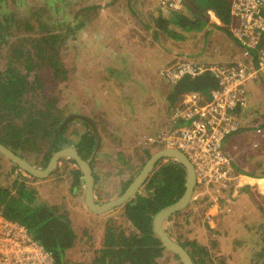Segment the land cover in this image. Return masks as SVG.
I'll return each instance as SVG.
<instances>
[{
	"label": "rangeland",
	"instance_id": "374dc122",
	"mask_svg": "<svg viewBox=\"0 0 264 264\" xmlns=\"http://www.w3.org/2000/svg\"><path fill=\"white\" fill-rule=\"evenodd\" d=\"M146 1L148 0L145 3ZM152 1L155 2V5L152 4L153 12L157 15L156 10L161 9H158L156 0ZM211 1L195 0L197 9L193 7L190 10L189 4L185 7L190 18L195 14L205 17L202 20L204 25L198 31L176 27L179 35L173 39L162 28L163 21L157 22L155 17V23L151 22V29L147 31L154 40L148 43L142 38L145 34L141 35L149 27L146 25L148 13L141 9V2L144 3V0H0V73L5 67V57L10 63L13 61L15 64H22L18 51L13 50L14 47L20 45L22 50L29 52L31 38H46L52 32L58 34L56 42L47 44L53 45L52 49H37L40 56L37 58V65L32 64V71L27 63L19 66L22 73L27 71L25 73L30 81L39 79L32 83L31 90L25 96L29 99L28 102L38 106H44L45 101L52 100V113L58 118L74 114L73 120H79L76 115H82L95 122L100 141L92 159V171L96 181L93 191L98 203L111 199L124 190L130 179H127V168H131L129 165L133 166L134 176L149 154L165 147L162 133L171 129L170 115L182 95L173 104H169L165 96L171 84L160 75V69L178 57L210 62L218 60L219 52L209 49V45L220 42V34H223V38L231 39L226 23L220 27L207 17V5L210 6ZM4 21L8 23L5 26ZM218 29L222 30L220 34ZM210 32H214L212 36L215 38L210 37ZM130 35L134 40L130 39ZM48 42L52 41L49 39ZM144 47L147 49L144 50ZM202 48L206 50L202 52ZM141 51L146 52L142 54ZM53 62L57 65H52ZM244 111L245 118L240 117V124L251 127L245 130L240 128L233 133L225 140V146H234L230 149L235 152L236 170L237 166L241 167V163L237 161L235 147L238 148L240 156L244 153L243 146L245 152L254 151L259 157L249 153L246 156L247 164L254 166L250 168L254 174H262L264 150L253 146V141L258 138L254 126L264 119L263 82L249 86L247 107ZM12 114L13 111L9 113L10 117H13ZM13 119L17 123L21 120L16 114ZM1 124L2 121L0 126ZM71 128L72 126H68V131ZM84 130L85 127L80 126L77 132L82 134ZM49 137L39 136L34 138L33 143L30 139L35 149L19 146V151L38 166L44 160V153L50 150ZM93 144L94 141L92 146ZM51 150L55 151L52 148ZM255 155L259 159L253 160ZM0 164L4 170L9 169L10 162L1 154ZM243 165L249 167L244 161ZM70 168H75L73 162L62 158L55 171L44 179L33 180L19 168L14 171L30 178V184L39 195L51 203L65 201L76 231L74 243L65 251V264H92L94 256L102 246V234L106 227L102 223H106L107 218H111L110 223L115 226L122 225L127 230L131 227L125 221L121 208L99 215L89 212L82 196L77 194L82 199L78 200L76 192L72 190L74 173L69 172ZM117 170H120L119 173L127 172L126 175L121 174L124 180L121 185L118 184ZM78 176L82 190L77 193L83 194V176L79 172L76 177ZM10 180L7 178L3 182L10 185ZM243 187L247 188L240 185L232 194L231 189L223 190L221 196L207 194L208 199L204 196L199 202H195L199 197H194L183 210L174 213L171 220L163 224L164 229L187 249L192 240L206 246L207 252H211L213 257L215 254L213 264H264V254H257L264 245V235H261L259 243L253 242L254 235L247 228L253 229L252 225L258 220L253 222V216L246 211V207V213L239 214L237 203H232L229 206L231 218L228 214H222V218H216L211 223L205 220V207L210 206V198L211 202L216 198L218 205L220 198L224 204L225 198L227 202H233V196H239L238 193L244 196L240 190ZM251 187L256 189H249V193L245 190V196L255 197L247 199L244 205L252 202V215L258 213L264 218V180ZM196 188L195 186L194 190ZM143 191L145 190L140 189L143 195H147ZM228 194L229 196H225ZM210 224L213 225L209 226ZM97 225L99 226L96 229ZM248 234H251L250 237ZM240 245L243 248L238 250ZM165 252V255L157 257L158 264H181L178 257L166 249Z\"/></svg>",
	"mask_w": 264,
	"mask_h": 264
},
{
	"label": "trees",
	"instance_id": "16d2710c",
	"mask_svg": "<svg viewBox=\"0 0 264 264\" xmlns=\"http://www.w3.org/2000/svg\"><path fill=\"white\" fill-rule=\"evenodd\" d=\"M191 1L195 3V0ZM229 2L230 0H212L211 5H207V8L214 10L224 24L229 21ZM185 9L184 7L180 11L159 10L156 20L157 22L163 21L161 26L170 38L176 39L178 37L179 34L176 27L181 26L182 28L197 31L203 27L204 23L202 20L204 19L197 14L190 18V15L186 12L188 10ZM170 23L171 25L169 26ZM57 38L58 34L52 32L46 38H43V41L48 42L50 39L51 43H53L56 42ZM52 47L53 45H51V49ZM13 50L21 52L22 48L18 45ZM52 65L56 66L57 63L53 62ZM19 68L18 64L10 63L6 66L5 71L1 73L0 121H2V124L0 126V143L26 158L19 151V146L21 148L30 147L35 149L32 144L34 138L50 136V150L44 153V160L38 165L40 167L45 166L47 163L53 152L51 148L57 150L62 146L74 145L78 149L80 148L85 158L88 157L94 141V134L91 131L89 132L87 119L83 118L82 115H76V118H79L82 122L73 120L72 117H75V115L69 114L67 116H70V118L57 134L58 125L67 116L58 118L52 113V100L45 101L44 106L28 102L29 99L26 98L25 93L30 91L32 83L37 82L39 79L34 78L30 81L27 74L25 72L22 73ZM213 83L214 79L208 71L195 78L185 76L176 82L170 83L171 85L165 99L171 105L180 94L190 90L207 92ZM1 110L3 111L1 112ZM11 111H13V117L9 115ZM15 114L21 118L19 123L13 119ZM69 122L70 124L74 122V128L75 126H78V128L82 126L85 127V130L82 134L66 131ZM247 127L250 128L251 125H246L243 128ZM73 135H78V137L75 138ZM257 158L256 155L252 157L253 160ZM66 159L74 161L72 158ZM6 160L10 162L8 170H4V167L0 164V210L6 217L25 224L34 236L53 253L54 264H65V251L76 239V231L71 222L69 209L65 207V201L55 204L40 196L36 188L30 184V178H26L14 171L15 168H18L17 165L7 158ZM166 160L158 161L152 173L144 180L142 190H145L143 192L148 194L143 195L140 191L136 192L132 198L124 203L123 217L131 228L127 230L122 225L108 224L103 234L102 246L94 256L92 264H125L126 262L129 264H158L157 257L162 255L165 248L152 229L153 217L160 209L179 199L185 189L186 181L184 166L175 160ZM33 164L35 165V162ZM263 164L262 166L264 167ZM253 167L249 166L248 169ZM237 169L241 171L243 168L237 166ZM75 171L78 172V169L70 168L69 170L71 173ZM244 172L254 174L251 170H245ZM257 175L263 176L264 173ZM135 176L136 174L131 179ZM30 177L33 180L45 178L31 175ZM7 178L11 179L10 185L3 182ZM72 186L75 187L72 190L76 192L80 190L81 184L73 178ZM240 190L243 192L244 188H240ZM205 198L208 199V196H205ZM261 234L264 235V232L253 233L259 241L262 239L260 237ZM189 246V249H186L194 264H213V260L216 259L215 254L213 257L211 252H207L206 246L197 244L193 240L189 242ZM257 254H264V245H262V249ZM262 258L264 259V255ZM222 260L220 259V261Z\"/></svg>",
	"mask_w": 264,
	"mask_h": 264
},
{
	"label": "built area",
	"instance_id": "2783aa9c",
	"mask_svg": "<svg viewBox=\"0 0 264 264\" xmlns=\"http://www.w3.org/2000/svg\"><path fill=\"white\" fill-rule=\"evenodd\" d=\"M157 2L164 10L180 11L185 0ZM228 15L226 28L237 46L231 62L178 57L159 71L170 83L207 71L214 79L206 94L198 90L181 94L170 115L171 129L162 133L164 146L181 150L190 160L196 196H221L229 189L232 194L248 183L247 175L236 170L235 152L226 148L225 140L241 128L250 83H264V0H230ZM254 131L258 138L253 146L264 148V122ZM214 202L206 209L208 223L214 220ZM0 264H54V256L25 224L0 210Z\"/></svg>",
	"mask_w": 264,
	"mask_h": 264
},
{
	"label": "water",
	"instance_id": "95a60500",
	"mask_svg": "<svg viewBox=\"0 0 264 264\" xmlns=\"http://www.w3.org/2000/svg\"><path fill=\"white\" fill-rule=\"evenodd\" d=\"M69 118L70 116H67L62 120V122L59 124L57 134L61 131L64 124L67 123ZM73 137L77 138L78 135H73ZM99 141V135L94 129V144L88 157H82L78 153L77 148L73 145L62 146L51 153V156L43 167L34 165L28 159L14 152L11 148L2 143H0V154L9 159L13 164L17 165L19 169H22L31 176L38 178L49 176L55 170L62 158H72L79 166L83 175L84 202L87 207L94 212H105L124 204L136 194L158 161L162 159L175 160L184 166L186 170L185 189L179 199L163 207L154 215L152 220V229L158 236L164 248L176 255L179 258L181 264H194V261L187 249L177 239L171 237L163 226L166 221L171 220V216L174 213L183 210L192 199V194L196 186V175L188 157L181 150L176 148L168 146L159 148L158 150L149 154V157L143 163L142 168L121 194L101 203H97L95 202L93 195V173L90 168V160L99 146Z\"/></svg>",
	"mask_w": 264,
	"mask_h": 264
},
{
	"label": "crops",
	"instance_id": "0c3cea01",
	"mask_svg": "<svg viewBox=\"0 0 264 264\" xmlns=\"http://www.w3.org/2000/svg\"><path fill=\"white\" fill-rule=\"evenodd\" d=\"M142 3V7H141V9L142 10H145V12H147L148 13V16L146 17V21L148 22L146 25L147 26H149V27H146L148 30H145L146 32L145 33H142L141 35H143V34H145V37H143L142 36V38L143 39H145L144 40V42H148V43H151L154 39H153V37L152 36H150L148 33H147V31H150V29H151V22H153L154 21V23H155V17L157 16L156 15V13L155 12H153V9H152V4L153 5H155V2L154 1H152V0H148V1H146V3H145V0H144V3L143 2H141ZM156 4H157V6H159L158 7V9H161V11H164V9L162 8V7H160V5H159V3L157 2V0H156ZM187 4H189V6H190V10H192L193 9V7H194V9L196 8L197 9V7H196V4L195 3H192V1H189V0H185V2H184V7H186V5ZM155 9H157L156 8V6L154 7ZM156 12H159V10H156ZM206 15H207V17H209L210 19H212L213 21H214V23H217V24H219V26L220 27H223L222 25H223V22H222V20L220 19V17L216 14V12L214 11V10H212V9H210V8H208L207 9V11H206ZM201 17V16H200ZM203 18L205 19V17L203 16ZM138 20V19H137ZM138 22H139V20H138ZM145 23V22H144ZM153 23V24H154ZM217 32H219V34L222 32V30L221 29H218L217 30ZM211 34H210V37L211 38H213V33L214 32H210ZM221 35V41L220 42H215V43H213V44H210L209 46H210V48L209 49H213L214 51H217V52H219V54H220V59L219 60H215V61H212L213 63H216V62H219V61H223V62H231L232 61V55L234 54V52H235V50H236V48H237V46H235L236 45V42L234 41V39H233V37L231 36V39L230 40H228V39H226V38H223L222 36H223V34H220ZM132 35H130V39L131 40H134V39H132ZM129 39V40H130ZM142 39V40H143ZM128 41V40H127ZM234 42H235V44H234ZM227 43V44H226ZM144 50H146L147 48L146 47H144L143 48ZM206 49L204 48L203 49V51L202 52H204ZM142 52V54L143 53H145L146 51H141ZM228 57V58H227ZM201 61H205V62H210V61H208V60H201ZM253 83H250V85L249 86H251ZM249 86H248V88H247V92H248V89H249ZM198 91H200V90H198ZM202 92V91H201ZM208 92V91H207ZM206 91L205 92H203V93H207ZM248 101V100H247ZM247 107V106H246ZM245 110V109H244ZM243 110V112H242V117H244L245 118V111ZM261 116V115H260ZM262 117H264V116H262ZM260 121H264V119L263 120H260ZM244 125H246V124H244ZM241 127V129L242 130H245L246 128H243V126L241 125L240 126ZM234 146H232V147H230V148H233ZM243 149H244V153H243V155L242 156H240L239 154H238V148L237 147H235V150H236V153H237V155H236V157H237V161H239L241 164H239L244 170L242 171L241 170V172H243V173H245L246 175H247V179H248V183H245V184H243V185H245L247 188H245L244 190H243V192H242V194L244 195V196H242L241 195V193H238L237 195H239V196H233L234 197V200H233V202H227L226 201V198H225V204H224V201H223V199L222 198H220V200H219V204L220 205H218L216 202H214L213 204H214V206L211 208V211L212 212H214V219H216V218H219V217H221L222 218V216L223 215H227L228 214V216H230L229 215V211H230V209H229V206H231V204L232 203H237V209H238V211L240 212L239 214H242V213H246V211L251 215V216H253V222H255V220H258L257 222H255L256 224L254 225H252V227H254L253 229H249V228H247V231H251L252 233H254V232H260V233H263L264 232V218L261 216V215H259L258 213H257V215L255 214V215H252L253 214V204H252V202H250V203H248V204H246V206L244 205V202L247 200V199H249L250 197H255V196H245L246 195V193H244V191L246 190V192L247 193H249L250 192V190L249 189H253L251 186L253 185V184H255V183H260V182H262V180H264V175L263 176H260V175H257V174H248V173H246V172H244L246 169H248V168H246L244 165H243V161H244V163H246V166H249L248 164H247V158H246V156H247V154H249V153H254V151L253 152H245L246 151V149H245V146H243ZM260 150L261 151H263L264 150V148H260ZM256 154V153H255ZM257 155V154H256ZM258 156V155H257ZM259 157V156H258ZM259 159V158H258ZM250 170V169H249ZM252 171V170H251ZM261 179V180H260ZM249 185V186H248ZM244 188V187H243ZM256 189V188H255ZM255 189H253V190H255ZM196 191H197V188L195 189ZM195 190H194V195L192 196V199H194V197L196 198V197H199V199H197V200H195V202H199V201H201L203 198H204V194L202 195V196H196L195 195ZM255 192V191H254ZM232 197V198H233ZM248 197V198H247ZM211 199L212 198H210L209 199V203H210V205L212 204V202H211ZM222 203V204H221ZM208 205V204H207ZM227 205V206H226ZM223 206V207H222ZM207 207H209V206H206L205 207V209H207ZM245 207H246V211H245ZM73 210V209H72ZM75 210V209H74ZM227 211V212H226ZM223 214V215H222ZM229 218H231V216L229 217ZM213 222V221H212ZM213 224H210L209 226H212ZM247 227V226H246ZM168 232V231H167ZM168 234L171 236V234H170V232H168ZM250 235L251 234H248V236L250 237ZM262 235V234H261ZM261 235H260V237H261ZM172 237V236H171ZM173 238H175V237H173ZM259 240H257L256 238H255V236H253V242H255V243H259L258 242ZM215 245V244H214ZM184 246V245H183ZM241 246V245H240ZM240 246H234V248H239ZM218 247V246H217ZM185 248H187V247H185ZM241 248H243V246H241L238 250H241ZM217 250L219 251V248H217ZM165 250L162 252V254L163 255H165ZM174 255V254H173ZM162 257V256H161ZM157 262H159V260H157ZM125 264H129V263H125Z\"/></svg>",
	"mask_w": 264,
	"mask_h": 264
},
{
	"label": "flooded vegetation",
	"instance_id": "af4514ba",
	"mask_svg": "<svg viewBox=\"0 0 264 264\" xmlns=\"http://www.w3.org/2000/svg\"><path fill=\"white\" fill-rule=\"evenodd\" d=\"M7 20H8V18H7ZM4 24H5V21H4ZM6 24H8V23H6ZM5 24V25H6ZM2 26H3V24H1ZM43 38L44 37H42V38H31V40L29 41V52H27V51H25V49H23L21 52L19 51L18 52V55L20 56L19 57V59H21V61H22V64H18L19 66H25L26 65V63L28 64V66H29V68L31 69L30 71H32V69H34V68H31V67H33V65L32 64H35V65H37V58L40 56L39 54H37V49L39 50V51H42V49H44L45 50V48L47 47L48 49L51 47V45L50 46H48L49 44H51V42H44L43 41ZM48 44V45H47ZM22 53V55H20ZM14 61H16V60H14ZM17 61H18V59H17ZM12 63L11 64H15L13 61H11ZM4 69L1 71V73L2 72H4L5 71V69H6V66H8L9 64H10V60L8 59V58H4ZM30 64H31V66H30ZM25 72H27L26 70H25ZM1 73H0V78H1ZM83 118H86L87 120V124H88V126H89V130L92 132V134H94V128L95 129H97L96 128V125H95V122L92 120V119H89L88 117H86V116H83ZM69 126H72V128L69 130V132H77L78 130H79V128H78V126H75V128L73 127V125H72V123L70 124V122H69V124H68ZM91 128V129H90ZM66 131H68V126L66 127ZM94 138V137H93ZM67 146H69V145H67ZM74 146V145H73ZM77 148V147H76ZM91 149H92V147H91ZM91 149H90V152H91ZM77 150H78V153L82 156V157H84V155L82 154V152L80 151V148L78 149L77 148ZM90 152H89V155H90ZM88 155V156H89ZM93 156H94V154H93ZM93 156H92V158H91V160H90V168H91V171L92 170H94V165H93V162H92V159H93ZM85 158V157H84ZM64 159H66V158H64ZM66 160H68V162H73V164H74V167L75 168H77L78 169V172H79V175H82V172L80 171V168H79V166L76 164V162H74V161H72V160H69V159H66ZM167 161V160H166ZM143 165V164H142ZM128 167H131V168H127L128 169V173H129V176H128V178L127 179H129L130 178V180L129 181H127L128 183H127V185L123 188V189H125L130 183H131V181H132V179H131V177L133 176V173H132V171H133V166L132 165H129ZM141 168H142V166H140ZM121 170V169H120ZM120 170H117V176H119V180H118V184L119 185H121L122 183V180H123V178L121 177V174L122 175H126L127 174V172H124V171H122V173H119L120 172ZM154 170V167H153V169H152V171ZM152 171L150 172V174L152 173ZM77 171H75L74 172V176H73V178H75L76 179V181L79 179V176H78V178L76 177V175H77V173H78ZM92 173H93V181H94V178H95V173H94V171H92ZM83 176V175H82ZM149 176V175H148ZM79 181V183H80V180H78ZM124 181V180H123ZM95 182L96 181H94L93 182V186H95ZM81 184V183H80ZM143 185V184H142ZM142 185L140 186V188L138 189V191L137 192H139L140 191V189H142ZM82 186V185H81ZM74 189H75V187H74ZM81 190H82V187L80 188ZM122 189V190H123ZM80 190H77L76 191V193H75V190H73V192L75 193V195L77 196V194L79 195V196H82V199L84 200V195L82 194V193H77V192H79ZM124 191V190H123ZM123 191H121L119 194H121ZM118 194V195H119ZM148 194V193H147ZM93 195H94V193H93ZM107 195V194H106ZM105 195V196H106ZM78 197V196H77ZM81 199V197H78V200H82ZM94 200H95V196H94ZM108 200V199H107ZM95 202H97L96 200H95ZM98 203V202H97ZM84 204H85V202H84ZM85 206H86V208H87V210L89 211V212H93V213H95L96 215H99V214H105V213H109V212H111L112 210H114V209H116V208H121L122 210H123V212H124V210L125 209H123V206H124V204H122V205H120V206H117V207H114V208H112V209H110V210H108V211H105V212H94V211H91L88 207H87V205L85 204ZM110 219L111 218H107L106 219V223L105 222H103L102 224H105L104 226H106L107 227V225H108V223L109 224H111L110 223ZM109 220V221H108ZM108 221V222H107ZM71 222H72V220H71ZM100 225V224H99ZM99 225H97L96 226V229L98 228V226ZM106 227H105V230L103 231V229H102V231H103V234H104V232L106 231ZM102 234V235H103ZM64 262H65V260H64Z\"/></svg>",
	"mask_w": 264,
	"mask_h": 264
},
{
	"label": "bare ground",
	"instance_id": "6f19581e",
	"mask_svg": "<svg viewBox=\"0 0 264 264\" xmlns=\"http://www.w3.org/2000/svg\"><path fill=\"white\" fill-rule=\"evenodd\" d=\"M89 72V71H88ZM261 180V179H260ZM94 182V181H93Z\"/></svg>",
	"mask_w": 264,
	"mask_h": 264
},
{
	"label": "clouds",
	"instance_id": "9594fccd",
	"mask_svg": "<svg viewBox=\"0 0 264 264\" xmlns=\"http://www.w3.org/2000/svg\"><path fill=\"white\" fill-rule=\"evenodd\" d=\"M30 175V174H29Z\"/></svg>",
	"mask_w": 264,
	"mask_h": 264
}]
</instances>
